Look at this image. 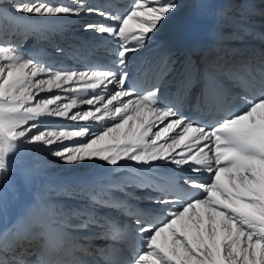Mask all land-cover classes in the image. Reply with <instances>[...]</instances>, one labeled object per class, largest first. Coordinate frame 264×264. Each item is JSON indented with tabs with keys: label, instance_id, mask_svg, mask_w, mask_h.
<instances>
[{
	"label": "snow or ice",
	"instance_id": "6c2138e0",
	"mask_svg": "<svg viewBox=\"0 0 264 264\" xmlns=\"http://www.w3.org/2000/svg\"><path fill=\"white\" fill-rule=\"evenodd\" d=\"M74 2L75 7L52 4L49 0H14L12 6L17 13L24 14L21 19L29 15H80L85 10L84 0ZM177 7L175 0H135L131 10L123 15L89 7L88 12L114 23L87 24L85 28L117 38L115 63L123 69L127 54L138 50L127 44L134 32L130 25L136 21L139 32L132 34L131 39L143 46L148 34L157 30ZM19 48L11 40L0 41V185L6 182L10 160L21 144L50 147L62 140L86 136L90 137L86 142L56 150L53 155L69 164L93 158L112 166H118L122 160L143 165L165 161L187 166L194 174L184 178V192L161 189L163 194L155 200L157 205H179L175 210L165 209L163 219H147L145 211H129L126 215L134 217L133 229L122 227L116 220L109 221L112 239L127 240L134 233L136 244L101 250L99 259H79L74 264H264V95H239L237 99L244 105L241 108L213 83L206 100L211 99L221 118L206 128L163 103L159 88L125 101L123 98L132 96L131 91L123 88L126 71L107 66L82 72L54 71L21 55ZM260 73L264 85V67ZM42 75L48 78H39ZM79 81L83 82L79 89L83 92L94 93L107 84L119 85L121 90L82 99L79 102L90 106L89 109L74 114L70 113L78 101L71 99L70 103L57 105L59 95L31 104V89L42 92L47 86L50 92L53 87L61 89L62 85ZM43 116L97 122L113 118L117 122L98 134H93L89 127L44 131L35 122ZM130 121L135 122L133 126H129ZM157 123L164 126L153 132ZM150 136L153 138L149 139ZM162 139L165 142L158 143ZM189 140L198 146L195 152L186 143ZM201 173H207L209 178L199 179ZM190 190H198L199 194ZM90 222H83L81 227L87 229ZM28 243L31 240L26 236L0 241V264H9L8 252L13 253L11 264H30L16 255L17 249ZM79 251L91 255L87 248ZM35 264L41 262L37 260Z\"/></svg>",
	"mask_w": 264,
	"mask_h": 264
},
{
	"label": "bare ground",
	"instance_id": "6f19581e",
	"mask_svg": "<svg viewBox=\"0 0 264 264\" xmlns=\"http://www.w3.org/2000/svg\"><path fill=\"white\" fill-rule=\"evenodd\" d=\"M13 2L14 0H0V41L11 40L12 44H19L21 55L29 56L54 71L82 72L94 70L99 66H107L117 71L118 63H115L118 60L115 53L119 49L117 38L85 28L87 24L114 22L94 12H88L87 8H100L106 12H119L123 15L131 10L135 0H84L85 10L80 15L49 17L29 15L22 19L20 17L24 14L15 11ZM175 2L178 7L157 30L148 34L143 46L131 39L132 34L139 32L136 21L130 25L134 32L129 35L127 44L138 50L159 40L176 39V47L157 66L159 81L178 72L184 75V81L188 83L199 71L208 66L229 86L243 79H246L245 83L249 85L251 82H257L261 74L260 69L264 67V14L250 5L256 3L264 5V0H175ZM49 3L76 6L74 0H49ZM85 17L95 20L88 23L84 21ZM227 20L229 23L224 25ZM222 23L224 26H221ZM196 45L204 49L195 58H191L187 55L188 51L196 52ZM137 51L128 53L126 59ZM76 66L86 70H78ZM39 78L48 77L42 75ZM82 83L79 81L71 85H62L61 89L53 87L50 92L47 86L42 92L31 89L34 94L31 104L59 95L61 100L57 105L70 103L71 99L78 101L76 108L70 113L74 114L76 111L89 109L90 106L79 102L82 99L91 98L93 94L108 96L121 90L119 85L107 84V87L97 88L94 93L93 90L83 92L79 90ZM69 88H75L77 91L65 90ZM123 88L132 92L131 97L123 98L125 101L135 100L137 96L142 95L140 89ZM57 105L49 107L55 108ZM35 122L39 125V130L44 131L79 130L89 127L93 134H98L95 127L103 131L117 120L106 118L102 122L73 121L43 116ZM134 123L130 121L129 126H133ZM163 126L164 124L157 123L153 132ZM35 131L33 129V133ZM179 131L180 129H177V132ZM172 135L174 134H170ZM89 138L86 136L62 140L50 147L39 143H23L18 153L10 160L6 182L0 185V241L10 242L24 236L34 238L33 243L17 249L19 254L26 255L24 259L30 264H35L37 260L41 264H61L63 259L71 258L75 252L85 255L79 251L81 248H87L91 253L85 255L89 260L99 259V252L106 244L102 236L108 232L112 217L119 216V219L125 217L123 212L125 203L147 209V219H163V215L156 217L153 212L175 210L178 206L155 203L161 195L153 187L154 179H164L168 175L184 179L186 176L194 175L187 166L178 167L165 161L143 165L122 160L118 166H112L93 158L69 164L53 155L56 150L77 147ZM151 138L153 137L150 136L149 139ZM164 142L163 139L158 141ZM167 142L170 143V139ZM186 143L195 152L198 146L193 145L191 140ZM175 151L179 152L181 149ZM172 154L175 155V152ZM208 178L207 173L199 175V179L206 181ZM39 218L50 220L59 229L60 247L48 254H36L40 243V227L36 223ZM98 220L103 222H96ZM88 221H91L88 226L90 230L81 227L83 222ZM96 228L102 230L92 231ZM94 233L100 236L97 242H101V245L94 247V250L85 243H81L80 246L78 240H85L82 235ZM8 261L11 264V259Z\"/></svg>",
	"mask_w": 264,
	"mask_h": 264
},
{
	"label": "rangeland",
	"instance_id": "374dc122",
	"mask_svg": "<svg viewBox=\"0 0 264 264\" xmlns=\"http://www.w3.org/2000/svg\"><path fill=\"white\" fill-rule=\"evenodd\" d=\"M250 7L251 8H255L256 10H258L259 12H261V14H264V5H259V3L257 4H253V5H250ZM243 19H246V18H243ZM95 20V18H89V17H85L84 18V21L85 22H88V23H90V22H93ZM227 22L229 23V20H227V21H225V24L224 23H222L221 24V26L224 24V25H226L227 24ZM223 25V26H224ZM226 32V31H225ZM231 50V49H230ZM231 52H234L233 50H231ZM76 69H78V70H86V69H84V68H80L79 66H76L75 67ZM88 70V69H87ZM95 130H97V132H100L101 130L98 128V127H95ZM100 130V131H99ZM106 213H108L107 211H106ZM105 213V214H106ZM96 222H100V223H102L103 222V220H98V221H96ZM88 230H90V228H87ZM25 229L23 228V231H24ZM96 230L97 231H101L102 229H99V228H96L95 230H92V231H95L96 232ZM25 233V232H24ZM89 236V237H88ZM88 236H86V235H82V238H84L85 240H78V243L80 244V246H81V243H85L86 245H88V247L91 249V250H94V247H97V246H99V244L101 245V242H97V240L99 239V237L100 236H98L97 234H93V235H88ZM29 238V237H28ZM30 240H31V243H33L34 242V238H29ZM7 258L8 259H12V255H13V253H11V252H8L7 254ZM16 255H21L22 256V254H19L18 253V251L16 252ZM23 258L25 257L26 258V255H24V256H22Z\"/></svg>",
	"mask_w": 264,
	"mask_h": 264
}]
</instances>
